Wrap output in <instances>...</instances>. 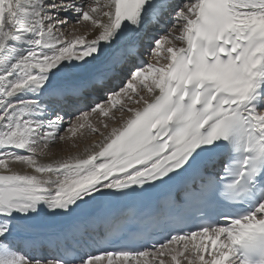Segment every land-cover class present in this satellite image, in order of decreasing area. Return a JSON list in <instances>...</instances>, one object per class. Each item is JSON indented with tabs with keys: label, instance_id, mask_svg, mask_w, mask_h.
I'll return each mask as SVG.
<instances>
[{
	"label": "snow or ice",
	"instance_id": "6c2138e0",
	"mask_svg": "<svg viewBox=\"0 0 264 264\" xmlns=\"http://www.w3.org/2000/svg\"><path fill=\"white\" fill-rule=\"evenodd\" d=\"M0 264H264V0H0Z\"/></svg>",
	"mask_w": 264,
	"mask_h": 264
},
{
	"label": "bare ground",
	"instance_id": "6f19581e",
	"mask_svg": "<svg viewBox=\"0 0 264 264\" xmlns=\"http://www.w3.org/2000/svg\"><path fill=\"white\" fill-rule=\"evenodd\" d=\"M81 31H83L81 29ZM177 47H183L185 46V44L183 42H175ZM166 47V46H165ZM167 55V53H161V58H160V64H164L167 61L164 59V57ZM154 62V61H153ZM159 66V65H158ZM117 117H119V113H117ZM92 123H95V117H93L91 119ZM100 139V137L97 134H94L90 131L84 130V136H80V133H77V138H76V143L79 145L78 148H73L71 147L72 144V140L69 139V141L67 143L65 142H58L55 145H52V152L55 156L58 157H67L70 153H76L77 151L82 152L85 145H91L93 143H95L96 141H98ZM17 169H19V166H14ZM83 215L86 217H91L97 220V223L95 225L96 231H98L99 228H97L98 226V222L102 221V217L108 213H106L105 211L103 212L102 209H96V208H86L82 210ZM95 232L93 234H95Z\"/></svg>",
	"mask_w": 264,
	"mask_h": 264
}]
</instances>
